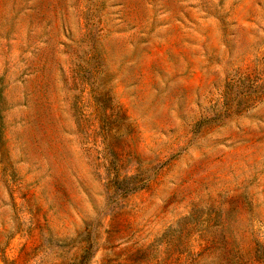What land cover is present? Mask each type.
<instances>
[{"label": "rangeland", "instance_id": "obj_1", "mask_svg": "<svg viewBox=\"0 0 264 264\" xmlns=\"http://www.w3.org/2000/svg\"><path fill=\"white\" fill-rule=\"evenodd\" d=\"M0 264H264V0H0Z\"/></svg>", "mask_w": 264, "mask_h": 264}, {"label": "trees", "instance_id": "obj_2", "mask_svg": "<svg viewBox=\"0 0 264 264\" xmlns=\"http://www.w3.org/2000/svg\"><path fill=\"white\" fill-rule=\"evenodd\" d=\"M101 118H102V121H101L102 128L106 129L109 123L107 121V116L105 112L101 113ZM113 156H114V153H113ZM114 183H115L116 191L121 190V192L125 194L129 191H133V190L143 187L145 185V179H139L138 173L135 175H131V176H124L122 178L120 177V175L117 174L114 177Z\"/></svg>", "mask_w": 264, "mask_h": 264}]
</instances>
